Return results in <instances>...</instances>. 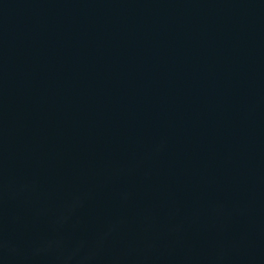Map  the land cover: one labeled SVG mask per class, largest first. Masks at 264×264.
<instances>
[{
	"label": "water",
	"instance_id": "water-1",
	"mask_svg": "<svg viewBox=\"0 0 264 264\" xmlns=\"http://www.w3.org/2000/svg\"><path fill=\"white\" fill-rule=\"evenodd\" d=\"M0 264H264V0H0Z\"/></svg>",
	"mask_w": 264,
	"mask_h": 264
}]
</instances>
